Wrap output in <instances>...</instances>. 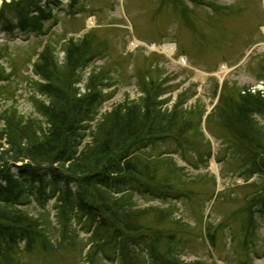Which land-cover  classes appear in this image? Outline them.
<instances>
[{
	"label": "rangeland",
	"instance_id": "1",
	"mask_svg": "<svg viewBox=\"0 0 264 264\" xmlns=\"http://www.w3.org/2000/svg\"><path fill=\"white\" fill-rule=\"evenodd\" d=\"M55 1L48 11L49 0L35 2L40 23L25 32L20 18L29 23L35 15L21 0H0V18L15 19L13 31L0 22V114L14 109L42 119L31 97L57 64L72 78L80 76L81 95L89 82L105 84L102 114L147 93L161 103L169 100L170 108L184 96L185 108L206 110L203 121L198 125L192 117L195 125L185 136L150 152L183 169L175 189L185 195L162 201L135 194L137 204L155 209L154 215L173 211L165 220L149 215L157 232L145 234L152 243L158 234L161 255L179 253V264H264L263 180L245 171L233 150L238 142L226 128L206 122L226 84L264 93V0ZM171 44L174 54L165 49ZM227 97L234 102L238 96ZM24 208L37 222L24 227L30 242L20 243L15 264H123L112 246L92 247L86 223L56 199H34Z\"/></svg>",
	"mask_w": 264,
	"mask_h": 264
},
{
	"label": "trees",
	"instance_id": "2",
	"mask_svg": "<svg viewBox=\"0 0 264 264\" xmlns=\"http://www.w3.org/2000/svg\"><path fill=\"white\" fill-rule=\"evenodd\" d=\"M36 1L21 0L35 16L29 23L18 16L20 30L31 32L30 27L40 23ZM49 3L53 6L43 11L53 10L56 1ZM3 20L6 31H13L15 19L7 15ZM84 45L91 49L88 39ZM69 58L66 64L72 60L70 51ZM261 74L264 80V69ZM41 77L45 83H36L31 100L42 119L14 109L0 114V264H15L20 243L30 242L24 227L37 220L24 207L34 199L40 204L56 199L64 212L86 223L91 246H112L119 263L179 264V253L161 255L158 234L154 243L145 234L157 232L148 224L149 215L165 220L173 211L154 215L155 209H142L134 195L162 201L185 195L175 189L181 185L183 169L150 150L185 136L195 125L192 117H198L200 125L206 110L185 108L182 95L172 108L166 107L169 100L161 103L147 93L102 114L108 98L101 81L95 86L89 82L88 93L81 95L80 76L72 78L63 65ZM226 85L206 122L218 121L226 128L238 142L233 150L245 171L250 177L259 175L264 183V93ZM37 93L49 103L39 101ZM229 95L238 97L233 102Z\"/></svg>",
	"mask_w": 264,
	"mask_h": 264
},
{
	"label": "bare ground",
	"instance_id": "3",
	"mask_svg": "<svg viewBox=\"0 0 264 264\" xmlns=\"http://www.w3.org/2000/svg\"><path fill=\"white\" fill-rule=\"evenodd\" d=\"M165 49L170 54H174V52H175V46L173 44L165 46Z\"/></svg>",
	"mask_w": 264,
	"mask_h": 264
}]
</instances>
